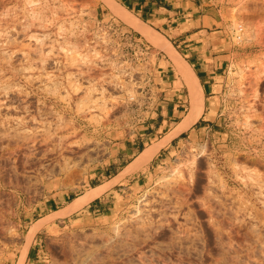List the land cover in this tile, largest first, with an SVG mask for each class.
Here are the masks:
<instances>
[{"label":"rangeland","instance_id":"1","mask_svg":"<svg viewBox=\"0 0 264 264\" xmlns=\"http://www.w3.org/2000/svg\"><path fill=\"white\" fill-rule=\"evenodd\" d=\"M192 1L223 49L148 24L199 77L200 118L125 183L111 233L57 229L26 256L49 186L77 184L109 139L153 123L158 48L77 0H0V264H264V0Z\"/></svg>","mask_w":264,"mask_h":264},{"label":"crops","instance_id":"2","mask_svg":"<svg viewBox=\"0 0 264 264\" xmlns=\"http://www.w3.org/2000/svg\"><path fill=\"white\" fill-rule=\"evenodd\" d=\"M77 1L83 4L86 3L89 6V11L96 13V17H110L123 21L111 10L109 4L104 0ZM111 2L118 8H125L128 12V7L138 9L139 12L144 14V18L135 16L131 12L129 13L142 21L145 26L147 25L152 29L154 28L148 23H153L161 29H167L184 49H223L221 48V34L212 30L213 26L217 25L218 19L211 18L204 13L200 14L192 0H111ZM104 10L106 12H103ZM123 22L129 26L131 32L143 36L140 31L125 21ZM178 23H182L183 25H178ZM170 43L172 44V42ZM194 53V51H190V54ZM204 70V68L201 69V71ZM154 74L160 86L161 100L157 102L158 106L151 114L153 123L129 134L128 137L121 136L122 138L116 141L109 139L106 146V160H96L95 165H89L82 180L72 187L62 190L59 187H53L51 184L48 196L32 211L34 218L30 220V226L40 219L68 208L77 198H80L86 192L104 186L114 180L126 170L139 154L159 142L160 139L173 131L181 123L186 115L182 116L184 104L181 87L183 86V82L184 84L186 83L177 70L173 59L162 49L156 51ZM207 78L208 76H204V81ZM158 152L147 164L142 165L135 171L126 172L122 177L109 185L110 187L108 186L105 191L84 206L71 211L63 217H51L48 219L46 224L40 227L34 234L26 256H32L37 251L34 246L39 239V234H42L40 236L41 242L47 237L49 232L57 229L111 233L116 226L118 216L125 212L120 211L125 183L139 176L138 172L145 166L148 167ZM36 209L40 211H36ZM31 247L33 248L31 249Z\"/></svg>","mask_w":264,"mask_h":264},{"label":"bare ground","instance_id":"3","mask_svg":"<svg viewBox=\"0 0 264 264\" xmlns=\"http://www.w3.org/2000/svg\"><path fill=\"white\" fill-rule=\"evenodd\" d=\"M104 1L109 4L111 10L114 11V13L118 15L123 21H125L126 23H128L129 25L137 29L138 31H140L142 35L144 36V38L149 43H151L154 47L158 49L165 50L169 54L171 59H173L177 70L181 74L183 80L185 81L188 87V96H189L190 106H189L188 112L184 116V119L173 131H171L169 134H167L162 139H160L159 142L150 146L149 148L144 150L141 154H139L137 158H135V160L131 164H129L126 170H124L114 180L105 184L104 186H101L99 188L86 192L83 196H81L80 198H77V200H75L68 208L63 209V211L54 213L53 215L49 217H46L44 219H40L34 222L32 226L30 227L29 231L27 232V235L25 238L27 244L32 240L36 231L40 227L44 226L46 221L49 218L57 217V216L63 217L67 215L68 213H70L71 211L84 206L85 204L93 200V198H95L96 196L100 195L103 191H105V189H107L109 185H111L114 181L119 179V177L124 175L126 172L135 171L139 169L142 165L147 164L152 159V157L157 153V151H159L160 148L164 147L171 138L180 134L183 131L189 130L192 127V125L199 119L202 109H203V102H204L203 101V89L199 83V80L197 76L195 75V73L193 72V70L190 68V66L185 61L182 60L181 56L179 55L177 50L173 48L171 43L156 30L148 27L147 25L145 26V24H143L142 21L136 19L125 8H120V7L118 8L114 6V4L109 2L110 0H104ZM31 140H34L33 137ZM17 264H24V253L18 259Z\"/></svg>","mask_w":264,"mask_h":264},{"label":"trees","instance_id":"4","mask_svg":"<svg viewBox=\"0 0 264 264\" xmlns=\"http://www.w3.org/2000/svg\"><path fill=\"white\" fill-rule=\"evenodd\" d=\"M180 136H183L182 134Z\"/></svg>","mask_w":264,"mask_h":264}]
</instances>
